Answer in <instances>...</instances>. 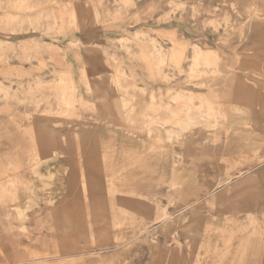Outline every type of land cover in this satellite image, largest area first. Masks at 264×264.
Segmentation results:
<instances>
[{"label": "rangeland", "instance_id": "1", "mask_svg": "<svg viewBox=\"0 0 264 264\" xmlns=\"http://www.w3.org/2000/svg\"><path fill=\"white\" fill-rule=\"evenodd\" d=\"M0 264H264V0H0Z\"/></svg>", "mask_w": 264, "mask_h": 264}, {"label": "bare ground", "instance_id": "2", "mask_svg": "<svg viewBox=\"0 0 264 264\" xmlns=\"http://www.w3.org/2000/svg\"><path fill=\"white\" fill-rule=\"evenodd\" d=\"M23 6L29 7L27 2H23ZM232 6L234 7V5H232ZM251 10L254 11V8L251 9ZM247 11H249V10H247ZM250 14H252V13L250 12ZM121 39L123 40V38H121ZM150 43H151V46H152V50L149 53V56L152 57V59H155L154 65L156 66V68H159L160 64L163 63V61L165 59V56H164L165 54H164L163 48L161 46H159L158 44H156L154 42V40H150ZM120 44L124 45V42L120 41ZM192 44L193 43H190V45H192ZM191 48H192L191 66H190V70L191 71H195L197 69L198 65H206V66L207 65H216L217 56H216V52L214 50H212L210 48H202L196 43L193 44L191 46ZM181 54H182L181 51H179L176 48H174V49L171 50V52L169 54V56H170L169 58H170V60L176 61L175 63H177V62L179 63V60L181 61V59H182ZM83 73L85 75V72H83ZM85 78H86V76H85ZM117 81H118V76H115V77L113 76L110 79L108 77V80H105V78L103 79V77H102V79H100V78H96V79L87 78L85 82H86L88 88L91 89V88H99V87H101L102 85H104L107 82H117ZM59 91H60L59 93H60L61 96H65V93H66L65 88L62 87V89H60ZM257 92H258V90H257ZM87 93H88V91H87ZM176 94H177L178 100L182 104H185V105L189 104L192 101L193 98H196L198 96V93H195V92L189 91V90H187V91H179ZM123 105H124V101L123 100H119V99H117L115 97L114 106L118 107V108H121ZM149 107L151 109H155V106H154V104L152 102L149 104ZM224 107L227 108V106H224ZM211 115H212V112L210 111V107L208 106L207 116H211ZM186 118L190 119V115L187 114ZM209 130H210L209 126L206 124L205 126L202 127L201 132H206V131H209ZM147 135H148V133H147ZM249 177H252V176H249ZM225 180L226 179L224 178V180H222V182H224ZM159 218H161V220H165L167 218L166 212L160 213Z\"/></svg>", "mask_w": 264, "mask_h": 264}]
</instances>
